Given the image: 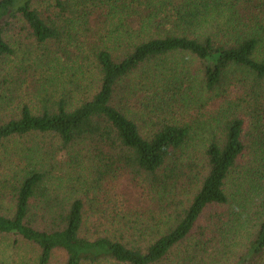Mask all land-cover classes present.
<instances>
[{"label":"trees","instance_id":"obj_1","mask_svg":"<svg viewBox=\"0 0 264 264\" xmlns=\"http://www.w3.org/2000/svg\"><path fill=\"white\" fill-rule=\"evenodd\" d=\"M0 150V264H264V0H0Z\"/></svg>","mask_w":264,"mask_h":264},{"label":"rangeland","instance_id":"obj_2","mask_svg":"<svg viewBox=\"0 0 264 264\" xmlns=\"http://www.w3.org/2000/svg\"><path fill=\"white\" fill-rule=\"evenodd\" d=\"M171 61V59H169V62ZM178 62H182L185 61L188 64V67H192V62L187 58V57H183L177 60ZM195 88V86H194ZM194 95H198L195 89V92H193ZM191 94H189V99ZM202 96H204V94H202ZM215 96V95H214ZM219 96H215L214 99H212L211 101H209L201 110H196L195 107H198L197 103H176L175 104V117L179 118V119H183V120H187V122L191 121L192 119H198L201 122L206 121V119H208V117H212L215 115V113L217 111H220L221 108L223 107V100H221V97ZM187 100V101H188ZM199 108V107H198ZM200 123V122H199ZM19 139H14V141H12L11 144L6 145L10 146L11 148H9V150H15L18 146H19ZM18 142V143H17ZM2 151V150H0ZM65 155L61 154L59 156V169H61L63 167V163L65 160ZM57 175H62V172L60 170L56 171ZM131 185H134L133 183H130L129 181H120L117 183L112 184L111 186L106 187L105 185H103L102 187H105L107 190L110 189L111 192L109 193V196L111 197H115L116 195H122L124 197V199H128L129 197H133L136 198L134 193L130 192V188H132ZM130 187V188H129ZM133 189V188H132ZM134 190V189H133ZM131 190V191H133ZM135 191V190H134ZM86 192V189H85ZM87 197L89 199L92 200L93 198V193L88 192L86 193ZM119 195V196H120ZM108 196V193L107 195ZM105 196V197H106ZM99 198H102L101 196H99ZM238 249V248H237ZM236 249V250H237ZM0 250L4 251L7 253V257L11 260H16L17 262L20 261L21 259H24L26 261L32 259L33 257H36L37 255V251L35 249V247L28 245L27 243H25L24 241H22L19 237H16L14 235H1L0 236ZM63 260V255L61 253H56V255L53 257L51 264H60ZM222 261V260H221ZM217 263H221V262H217Z\"/></svg>","mask_w":264,"mask_h":264}]
</instances>
